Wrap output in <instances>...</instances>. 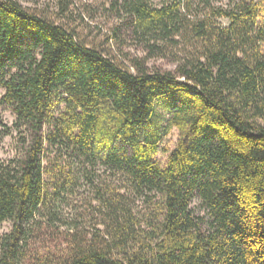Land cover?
I'll list each match as a JSON object with an SVG mask.
<instances>
[{"label":"trees","instance_id":"16d2710c","mask_svg":"<svg viewBox=\"0 0 264 264\" xmlns=\"http://www.w3.org/2000/svg\"><path fill=\"white\" fill-rule=\"evenodd\" d=\"M178 7H129L138 32L170 40L175 68L163 70L147 65L165 56L160 47L128 68L18 0H0V105L12 108L22 148L0 160V227L13 225L0 237V264H24L33 229L62 222L61 204L80 179L77 160L119 178L100 187L92 176L104 230L74 235L56 264H264L259 5L216 11L229 25L197 26L201 46L186 53L178 38L190 33ZM160 101L180 132L165 167L155 161ZM11 131L0 117V139ZM74 222L63 223L77 232Z\"/></svg>","mask_w":264,"mask_h":264},{"label":"rangeland","instance_id":"374dc122","mask_svg":"<svg viewBox=\"0 0 264 264\" xmlns=\"http://www.w3.org/2000/svg\"><path fill=\"white\" fill-rule=\"evenodd\" d=\"M136 0H18L20 5L30 14L39 16L56 26L64 27L76 35L78 42L88 48H96L104 54L116 57L117 61L128 68L136 59L148 57L150 46L163 49L165 56L151 58L147 61L150 68L171 70L175 68V50L172 49L170 40L166 37L157 38L155 34L138 32L136 21L129 14V7ZM153 9L179 6L182 19L180 24L188 29L189 35L178 38L180 47L186 49L185 53L200 48L194 29L205 25L208 31L214 28H224L229 25L227 20H217L216 11L233 9L241 4L242 0H143ZM248 5H259L257 24H264V0H244ZM177 52V51H176ZM185 53H181L184 55ZM5 95V90L0 88V101ZM171 110L166 101L156 103L153 124L159 128L162 135L161 152L155 161L165 167L170 154L176 150L180 142V132L170 126ZM0 117L4 123L12 128L9 136L0 139V160L8 161L19 156L21 151V136L13 128L16 117L11 107L0 105ZM264 124V122H260ZM76 161L75 173L80 179L73 186L70 194L61 204V220L56 225L46 222L35 227L27 246L24 264H56L58 258L64 254L70 241L79 238L99 235L104 228L97 225L103 218L94 207L98 205L95 200V186L91 183L92 176L96 177V184L104 187L107 183H115L119 177H112L103 165L91 167L89 164ZM78 166V167H77ZM83 166L82 169L79 167ZM116 185V184H115ZM192 207L197 215L204 216L205 210L199 200H195ZM145 206L141 209L144 210ZM64 221H75L81 228L77 232L68 230ZM12 223H4L0 227V237L11 232Z\"/></svg>","mask_w":264,"mask_h":264}]
</instances>
